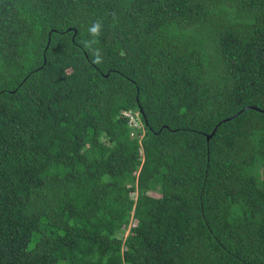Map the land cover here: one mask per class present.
I'll use <instances>...</instances> for the list:
<instances>
[{
  "label": "trees",
  "instance_id": "1",
  "mask_svg": "<svg viewBox=\"0 0 264 264\" xmlns=\"http://www.w3.org/2000/svg\"><path fill=\"white\" fill-rule=\"evenodd\" d=\"M0 264H264V0H0Z\"/></svg>",
  "mask_w": 264,
  "mask_h": 264
},
{
  "label": "built area",
  "instance_id": "2",
  "mask_svg": "<svg viewBox=\"0 0 264 264\" xmlns=\"http://www.w3.org/2000/svg\"><path fill=\"white\" fill-rule=\"evenodd\" d=\"M123 114L128 116V123L131 126H142V122L139 116V110L138 109H133V108H128L123 111Z\"/></svg>",
  "mask_w": 264,
  "mask_h": 264
},
{
  "label": "water",
  "instance_id": "3",
  "mask_svg": "<svg viewBox=\"0 0 264 264\" xmlns=\"http://www.w3.org/2000/svg\"><path fill=\"white\" fill-rule=\"evenodd\" d=\"M254 108H257V107H255V106H253ZM215 129V128H214ZM214 129L212 130V132L211 133H209V134H207L206 135V138L208 139L212 134H213V132H214Z\"/></svg>",
  "mask_w": 264,
  "mask_h": 264
},
{
  "label": "rangeland",
  "instance_id": "4",
  "mask_svg": "<svg viewBox=\"0 0 264 264\" xmlns=\"http://www.w3.org/2000/svg\"><path fill=\"white\" fill-rule=\"evenodd\" d=\"M126 233V232H125Z\"/></svg>",
  "mask_w": 264,
  "mask_h": 264
}]
</instances>
